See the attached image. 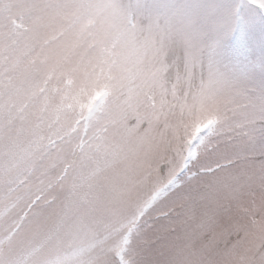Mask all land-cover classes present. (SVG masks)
Segmentation results:
<instances>
[{"label": "snow or ice", "instance_id": "1", "mask_svg": "<svg viewBox=\"0 0 264 264\" xmlns=\"http://www.w3.org/2000/svg\"><path fill=\"white\" fill-rule=\"evenodd\" d=\"M0 264H264V0H0Z\"/></svg>", "mask_w": 264, "mask_h": 264}]
</instances>
